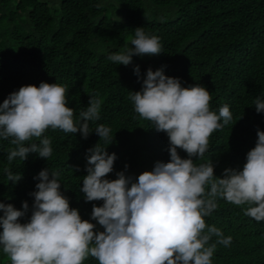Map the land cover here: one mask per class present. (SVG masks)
<instances>
[{
  "label": "trees",
  "instance_id": "trees-1",
  "mask_svg": "<svg viewBox=\"0 0 264 264\" xmlns=\"http://www.w3.org/2000/svg\"><path fill=\"white\" fill-rule=\"evenodd\" d=\"M138 27L159 37L162 52L134 55L128 66L110 61L108 56L120 52L126 42L131 46ZM149 68L163 69L183 87H205L212 111L229 106L232 120L212 133L204 157L193 159L196 164L213 161L220 178L225 169L243 170L258 130L264 131V112L257 113L254 106L256 98L264 100V0H0V104L22 86L58 83L66 86L67 106L75 110L79 123L90 96L102 101L100 119L89 122L87 139L79 132L46 130L44 137L50 138L53 150L48 160L30 152L25 161L9 163L8 149L14 145L0 138V202L25 211L27 201L21 223L32 215L31 193L40 182L36 177L48 169L60 173V191L70 207L95 224L94 231H104L91 215L93 206L104 202H88L80 192L82 177L88 174V149L100 141L94 132L99 124L111 128L113 140L110 145L100 141L101 146L117 157L105 179L115 180L124 172L135 182L156 162H170L167 133L143 120L130 100V92L142 90ZM178 153L189 158L182 149ZM5 169L22 174V179L8 181ZM217 205L205 217L206 224L221 229L232 242L217 244L212 264H264V221L244 215L248 205L220 198ZM0 264H9L2 247ZM84 264L99 262L88 257Z\"/></svg>",
  "mask_w": 264,
  "mask_h": 264
},
{
  "label": "clouds",
  "instance_id": "clouds-1",
  "mask_svg": "<svg viewBox=\"0 0 264 264\" xmlns=\"http://www.w3.org/2000/svg\"><path fill=\"white\" fill-rule=\"evenodd\" d=\"M130 44L126 42L108 59L128 66L134 55L162 52L159 37L146 34L143 27L135 29ZM135 72L139 76V66ZM66 91L58 83L25 85L0 104V138L14 145L8 149L9 163L17 158L25 161L30 152L48 160L53 150L44 133L49 128L88 138L89 122L100 119L102 101L90 96L77 123L75 110L67 106ZM130 100L143 120L167 133L170 162H156L152 171L143 172L135 182L124 172L117 173L115 180L105 179L117 157L100 144L113 142L111 128L97 125L94 132L100 141L88 149V174L82 177L80 192L88 202H104L94 205L91 214L104 231H94L96 225L70 207L60 191L59 172L42 170L36 177L38 191L31 193L35 202L29 222H20L29 207L27 201L25 211L0 202V247L9 264H84L88 257L99 264H212L217 244L232 242L231 236L225 237L221 229L205 221L217 208L218 198L248 205L244 215L264 221V131L258 130L256 146L247 153L243 170L225 169L220 178L213 161L196 164L193 158L202 159L212 133L232 120L228 105L218 113L212 111L205 87H183L179 78L151 68L142 90L130 92ZM254 106L257 113L264 112V100L259 97ZM178 149L189 158H181ZM5 172L8 181L22 179V174L10 169ZM213 237L217 239L210 243Z\"/></svg>",
  "mask_w": 264,
  "mask_h": 264
}]
</instances>
